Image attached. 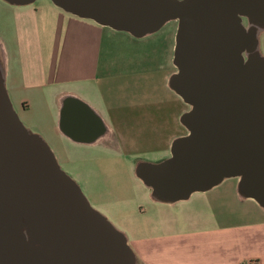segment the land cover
<instances>
[{"label": "water", "instance_id": "water-1", "mask_svg": "<svg viewBox=\"0 0 264 264\" xmlns=\"http://www.w3.org/2000/svg\"><path fill=\"white\" fill-rule=\"evenodd\" d=\"M51 1L136 38L178 21L177 71L168 85L190 106L181 116L188 133L172 142L170 157L137 164L135 174L154 201H186L234 177L243 197L264 189V0ZM0 264H139L126 235L20 120L1 65Z\"/></svg>", "mask_w": 264, "mask_h": 264}, {"label": "crops", "instance_id": "crops-1", "mask_svg": "<svg viewBox=\"0 0 264 264\" xmlns=\"http://www.w3.org/2000/svg\"><path fill=\"white\" fill-rule=\"evenodd\" d=\"M10 7L0 14V65L25 126L54 150L98 147L140 162L171 156L172 142L188 133L181 116L190 109L168 85L174 67L160 69L150 52L142 62L127 60L118 45L122 32L66 13L51 0ZM239 184V177L229 178L202 192L213 208L231 207L229 224L193 229L190 220L158 215L157 234L134 239L137 257L145 259L144 242L152 241L176 255L204 250L198 264H209L210 253L214 264H264V189L243 197ZM177 204L165 205L175 210Z\"/></svg>", "mask_w": 264, "mask_h": 264}, {"label": "rangeland", "instance_id": "rangeland-1", "mask_svg": "<svg viewBox=\"0 0 264 264\" xmlns=\"http://www.w3.org/2000/svg\"><path fill=\"white\" fill-rule=\"evenodd\" d=\"M10 6L0 0V14L4 15L8 8H12ZM177 29L178 21L173 20L158 32L143 38H136L125 32L118 33V45L129 53L127 60L136 56L142 62V54L150 52L151 56L153 54L156 57L160 69L168 70L174 67L176 72L173 53ZM260 50L264 55V32L260 35ZM51 149L62 169L76 180L92 206L107 216L112 224L126 235L132 246L135 245L134 239L137 237L149 239L148 237L155 235L157 230L154 221L158 215L167 218L178 217L183 224L186 219L190 220L186 225L193 229L218 228L229 224L225 216L232 211L231 207L220 205V208H213L210 194L207 193H194L189 200L179 202L175 210L169 205L155 203L150 190L135 175L136 165L140 161L132 155L122 157L105 148L78 145L63 150H54L52 147ZM168 157L160 160L157 157H142L141 161L159 162ZM211 211H216L215 217ZM155 244L152 241L144 242L145 259L138 260L139 264H198L199 258L204 256V250H188L185 254L176 255L170 250H164L166 246L156 247ZM210 255L211 253L205 261L214 264Z\"/></svg>", "mask_w": 264, "mask_h": 264}, {"label": "flooded vegetation", "instance_id": "flooded-vegetation-1", "mask_svg": "<svg viewBox=\"0 0 264 264\" xmlns=\"http://www.w3.org/2000/svg\"><path fill=\"white\" fill-rule=\"evenodd\" d=\"M245 21H247V20L245 19ZM138 260L141 261V256H139V254H138Z\"/></svg>", "mask_w": 264, "mask_h": 264}]
</instances>
